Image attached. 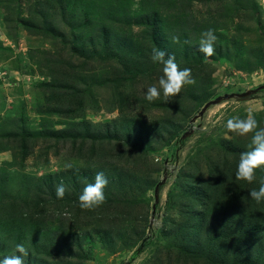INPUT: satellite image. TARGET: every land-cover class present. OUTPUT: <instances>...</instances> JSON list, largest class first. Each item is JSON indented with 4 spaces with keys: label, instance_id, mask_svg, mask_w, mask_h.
<instances>
[{
    "label": "rangeland",
    "instance_id": "374dc122",
    "mask_svg": "<svg viewBox=\"0 0 264 264\" xmlns=\"http://www.w3.org/2000/svg\"><path fill=\"white\" fill-rule=\"evenodd\" d=\"M156 48L196 80L169 101L145 98ZM249 113L264 128V0H0V259L22 243L25 264H248L264 166L236 179L253 133L226 125ZM100 171L106 202L83 210Z\"/></svg>",
    "mask_w": 264,
    "mask_h": 264
},
{
    "label": "clouds",
    "instance_id": "9594fccd",
    "mask_svg": "<svg viewBox=\"0 0 264 264\" xmlns=\"http://www.w3.org/2000/svg\"><path fill=\"white\" fill-rule=\"evenodd\" d=\"M173 42L180 43L179 35L172 37ZM217 36L214 30L208 29L201 33L199 41V52L206 58L212 57L215 54V42ZM185 44L190 41L185 40ZM151 59L153 63L163 65L162 75L156 85L149 86L145 93V98L152 102L159 99L161 93L166 101L180 94L181 90L186 85H195L196 80L192 75L191 68H183L176 62L174 55L167 54L162 49H153ZM227 128L231 132L239 135H247L253 133L250 150L242 152L239 157L237 171L235 173L236 179L244 180L249 183L256 179V170L264 166V128H260L257 119L251 113L246 118L233 117L227 121ZM66 168L71 169V163L65 165ZM108 185V179L104 172L100 171L95 174L94 183H88L84 187L79 196V207L83 210H95L106 202L105 188ZM68 189L63 183L56 187V197L63 199ZM250 197L257 203L264 201V178L260 181V186L249 192ZM59 215V213H58ZM16 253L10 256H5L0 259V264H25V257L29 255L28 249L24 244L20 243L15 246Z\"/></svg>",
    "mask_w": 264,
    "mask_h": 264
},
{
    "label": "trees",
    "instance_id": "16d2710c",
    "mask_svg": "<svg viewBox=\"0 0 264 264\" xmlns=\"http://www.w3.org/2000/svg\"><path fill=\"white\" fill-rule=\"evenodd\" d=\"M208 197L209 199L206 200V203L201 208L203 211L200 210L204 215L202 216L200 223H204L205 219L207 218L209 214V211L210 213L212 211L211 209H209V201H211L212 196H208ZM261 210H264V207ZM244 216L245 218L247 217V215L245 214ZM237 220H240V217H238ZM256 223L257 224L250 223L247 227L244 226V229L241 230V236H240L241 243L239 244L238 249L234 251L236 252L235 253L236 258L244 257L248 261V264H264V220L260 219ZM191 227L195 228L196 226L193 225ZM192 228H189V230ZM183 231H184V228H183ZM197 235L201 236V231ZM235 236L236 235L234 233L232 235H229L226 237L223 236L222 238H219L216 241V243H213V249H210V251L214 252V250L216 249V247L214 248V246L217 245V247L221 249L219 250V253L223 256V258H225L224 256H226L228 253L229 254L234 253L232 251L227 250L225 246L231 245L234 242ZM233 264H237V263H233Z\"/></svg>",
    "mask_w": 264,
    "mask_h": 264
}]
</instances>
